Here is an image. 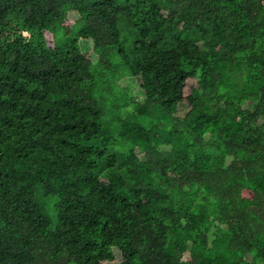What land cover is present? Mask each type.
<instances>
[{
  "label": "trees",
  "instance_id": "16d2710c",
  "mask_svg": "<svg viewBox=\"0 0 264 264\" xmlns=\"http://www.w3.org/2000/svg\"><path fill=\"white\" fill-rule=\"evenodd\" d=\"M0 264H264V0H0Z\"/></svg>",
  "mask_w": 264,
  "mask_h": 264
},
{
  "label": "rangeland",
  "instance_id": "374dc122",
  "mask_svg": "<svg viewBox=\"0 0 264 264\" xmlns=\"http://www.w3.org/2000/svg\"><path fill=\"white\" fill-rule=\"evenodd\" d=\"M83 49H84V51L87 52V53H90V51H91V49H90V47H89L88 45H84ZM94 60L96 61V58H94ZM130 83H133V85L135 84V82H134L133 80H131ZM134 87H135L134 89H136L138 86L135 84ZM136 90H137V89H136ZM118 261H119V258L117 259V262H118Z\"/></svg>",
  "mask_w": 264,
  "mask_h": 264
}]
</instances>
